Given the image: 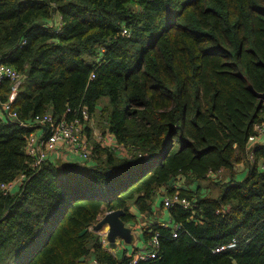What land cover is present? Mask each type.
<instances>
[{
	"label": "trees",
	"instance_id": "1",
	"mask_svg": "<svg viewBox=\"0 0 264 264\" xmlns=\"http://www.w3.org/2000/svg\"><path fill=\"white\" fill-rule=\"evenodd\" d=\"M0 63L30 70L12 103L19 120L0 118V264H128L92 227L119 209L137 224L133 206L154 218L144 238L161 243L137 264H264V144L248 143L264 121L249 88L264 92V0H0ZM11 91L2 82V101ZM83 108L127 154L98 141L89 164L34 170L36 127L20 121ZM178 191L192 207L169 208L184 226L173 237L153 208Z\"/></svg>",
	"mask_w": 264,
	"mask_h": 264
},
{
	"label": "built area",
	"instance_id": "2",
	"mask_svg": "<svg viewBox=\"0 0 264 264\" xmlns=\"http://www.w3.org/2000/svg\"><path fill=\"white\" fill-rule=\"evenodd\" d=\"M48 26L56 32H60L63 27L62 17L59 16L51 21ZM127 30H124V34ZM25 75L17 71L12 66L0 63V85L5 80L12 82V91L7 101H2L0 98V118L3 120H19L17 112L12 110V103L16 99L19 88L24 82ZM71 111V109H69ZM91 121L87 108L82 109L81 116H76L74 119L63 117L56 118L51 113L47 112L43 115H37L30 121H20L22 126L36 127V130L30 132L27 136L26 153L31 158V165L34 170H40L44 164L49 160H54L59 154L63 157H69V154L79 156L83 160H92L93 144L90 143L89 136L86 133L88 123ZM42 130V132H40ZM254 133L249 137V144L255 142L260 137L264 136V122H257L254 125ZM103 146L111 147L118 150H125L124 147L118 145L115 136L108 131L104 139L98 140ZM123 153V152H121ZM253 159V152L250 153ZM221 174V171L218 173ZM27 177L22 174L16 180L10 183H3L1 187L5 194H10L17 191L23 184ZM180 190V187L178 188ZM174 205H179L182 208L189 210L192 207V201L187 197L180 195L179 191L173 196H165L163 199V206L167 209ZM153 221L150 219L143 220L133 225L132 232L135 233L137 239L133 245L132 253L124 252L125 258L129 259L128 264H137L142 261L154 259L159 254L160 248V234L156 232L150 239L144 238L145 233L152 227ZM164 227L172 228L173 237H178L183 231V224L180 222L165 220L161 222ZM151 226V227H150ZM151 231V230H150ZM154 233V232H153ZM99 235L106 250L112 252L114 256L120 250L113 249L109 245L106 230L100 231ZM125 246V245H121ZM140 246V248H138ZM236 241L227 245L215 248L214 252H221L229 248L236 247ZM120 260V259H119ZM88 264H107L102 263L96 257L91 256L88 259Z\"/></svg>",
	"mask_w": 264,
	"mask_h": 264
},
{
	"label": "water",
	"instance_id": "3",
	"mask_svg": "<svg viewBox=\"0 0 264 264\" xmlns=\"http://www.w3.org/2000/svg\"><path fill=\"white\" fill-rule=\"evenodd\" d=\"M30 74V70L25 73V78ZM250 90L254 92L261 100L264 101V92L258 93L252 85H250ZM174 178L169 182V185H172L174 182ZM125 211L122 209L113 210L107 212L105 216L99 220L93 227L92 230L95 232H100L103 229L107 230V239L109 241V245L113 248H117V240L122 239L126 244L132 245L136 240L135 233L132 232L133 224L128 225L123 220V215ZM83 258L82 260H84Z\"/></svg>",
	"mask_w": 264,
	"mask_h": 264
},
{
	"label": "crops",
	"instance_id": "4",
	"mask_svg": "<svg viewBox=\"0 0 264 264\" xmlns=\"http://www.w3.org/2000/svg\"><path fill=\"white\" fill-rule=\"evenodd\" d=\"M93 131V130H92ZM107 133H108V131H106V135H107ZM105 135V134H104ZM106 137V136H105ZM257 143L259 142V143H262V144H264V136H262V137H260L257 141H256ZM122 151H124V150H122ZM121 151V152H122ZM123 155H126L127 153H126V151H125V153H122ZM54 161L55 162H57V163H61V162H72V163H79V164H82V165H84V164H89V163H91L93 160H83V159H81L79 156H76V155H74V154H69V157H63V156H61V155H57L56 156V158L54 159ZM237 169H238V171L240 172V173H243V172H245L246 173V171H247V169H246V166L244 165V163H242V164H240L238 167H237ZM240 173H238V175L240 174ZM222 174H224V170L223 171H221V175ZM19 190V189H18ZM159 200H160V198H159ZM161 205H162V203H160ZM164 209H162V210H160L161 211V215L159 214V212L160 211H158L157 210V207H156V205L154 206V210H155V212H156V215H157V222H159V223H161V222H163V221H165V220H170V219H172L171 218V216H170V212H169V209H167V208H165V207H163ZM132 210H133V212L134 213H136L137 215H138V217H139V220L141 219V220H143V219H145V217L144 216H142L140 213H139V211H138V208L136 207V206H133L132 207ZM140 220V221H141ZM118 241V245H117V248L119 249V247L121 246V245H125V246H127V244H124V241L122 240V239H119V240H117ZM122 243V244H121ZM122 247V246H121ZM120 252H123V256H124V252L125 251H122V249L120 248V250H119V252H118V254H117V258H119L120 260L122 259V257L123 256H119V253ZM90 258V257H89ZM88 262L89 261H87V264H88Z\"/></svg>",
	"mask_w": 264,
	"mask_h": 264
},
{
	"label": "rangeland",
	"instance_id": "5",
	"mask_svg": "<svg viewBox=\"0 0 264 264\" xmlns=\"http://www.w3.org/2000/svg\"><path fill=\"white\" fill-rule=\"evenodd\" d=\"M90 128V131L89 129ZM88 128L86 130L87 135L89 136L90 139V143L94 145L95 142H98L99 138L104 139L106 136V127L105 124L103 125L102 123H99L98 120L96 119V117H93V119L88 123ZM93 130V131H92ZM40 132H42V130H40ZM105 134V135H104ZM123 153H125V151H122ZM246 176V173H240L238 175V179L241 180ZM223 179H225V175L223 177ZM105 215L100 217V220L104 217ZM151 221L154 222V218L151 217L150 218ZM104 231V230H102ZM122 244V243H121ZM125 244V242H124ZM120 248L122 249V251H127L129 253H132L133 251V246L132 245H128L127 246H120ZM138 248H140V246H138ZM119 256H123V252L119 253Z\"/></svg>",
	"mask_w": 264,
	"mask_h": 264
},
{
	"label": "clouds",
	"instance_id": "6",
	"mask_svg": "<svg viewBox=\"0 0 264 264\" xmlns=\"http://www.w3.org/2000/svg\"><path fill=\"white\" fill-rule=\"evenodd\" d=\"M264 122V121H263ZM249 141V140H248ZM257 141V140H256ZM255 141V142H256ZM254 143V142H253ZM253 160H254V158H253ZM105 215V214H104ZM100 220V219H99ZM128 225H131V224H133L134 225V223H127ZM103 230H106V229H103ZM106 232H107V230H106ZM97 233H99V232H97ZM136 239H137V237H136ZM135 242H136V240H135ZM134 242V243H135ZM134 243L132 244V246L134 245ZM126 244V243H125ZM117 245H118V241H117Z\"/></svg>",
	"mask_w": 264,
	"mask_h": 264
}]
</instances>
